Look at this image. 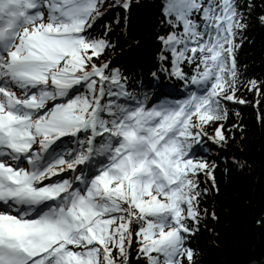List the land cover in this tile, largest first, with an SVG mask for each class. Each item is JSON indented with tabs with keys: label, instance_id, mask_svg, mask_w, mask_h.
<instances>
[{
	"label": "snow or ice",
	"instance_id": "obj_1",
	"mask_svg": "<svg viewBox=\"0 0 264 264\" xmlns=\"http://www.w3.org/2000/svg\"><path fill=\"white\" fill-rule=\"evenodd\" d=\"M131 6L0 0V264H197L192 241L218 219L220 156L207 153L243 133L229 123V102L246 103L235 53L264 6L158 0L147 69L129 66L127 40L114 52ZM244 87L264 96V80Z\"/></svg>",
	"mask_w": 264,
	"mask_h": 264
},
{
	"label": "trees",
	"instance_id": "obj_2",
	"mask_svg": "<svg viewBox=\"0 0 264 264\" xmlns=\"http://www.w3.org/2000/svg\"><path fill=\"white\" fill-rule=\"evenodd\" d=\"M157 3L158 0H132L126 29L121 21L112 30V38L118 44L114 52L134 45L128 58L129 66L133 60L139 68L145 69L155 63V53L160 47L156 39L160 27ZM256 5L253 17L264 6L261 0H256ZM121 14L122 9L113 7L96 25V30L99 31L106 22L114 23ZM125 40L128 45L124 44ZM235 56L243 77L237 95L246 103L229 102L231 111L239 113L232 115L229 123L235 124L238 120L245 127L242 134L240 130L236 131V139L226 150L217 147L207 153L209 159L220 156L215 172L219 194L211 195L208 200V205L215 207L218 219H209L192 241L198 250L197 264H249L264 258V227L254 223V217L264 209V122L258 119L264 115V96L244 87L253 78L264 80V26L254 18L244 32ZM170 83L175 84V88L169 91L179 98L178 94L183 91L179 82L173 80ZM211 143L205 140V144ZM233 156L245 159L249 166L240 169L232 162ZM131 260L135 264L137 257L133 255Z\"/></svg>",
	"mask_w": 264,
	"mask_h": 264
},
{
	"label": "water",
	"instance_id": "obj_3",
	"mask_svg": "<svg viewBox=\"0 0 264 264\" xmlns=\"http://www.w3.org/2000/svg\"><path fill=\"white\" fill-rule=\"evenodd\" d=\"M249 264H264V258L260 261H254V262H251Z\"/></svg>",
	"mask_w": 264,
	"mask_h": 264
}]
</instances>
